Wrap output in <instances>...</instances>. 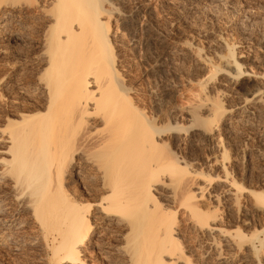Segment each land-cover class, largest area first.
<instances>
[{"label":"bare ground","instance_id":"6f19581e","mask_svg":"<svg viewBox=\"0 0 264 264\" xmlns=\"http://www.w3.org/2000/svg\"><path fill=\"white\" fill-rule=\"evenodd\" d=\"M208 1L214 6L226 4L231 15L241 7L236 0ZM111 4L0 0V42L6 37L26 43L30 36L25 19L33 14L44 25L39 39L35 37L42 73L34 88L21 86L20 91L34 98L11 102L7 93L8 101L0 102V239L5 245L17 244L14 232L35 227L38 234L29 244L37 246L49 264H89L88 253L96 251L106 264H192L180 237L187 223L203 241L209 264H264V228L247 238L238 229L228 230L223 221L224 209L241 212L245 224L264 218V189L244 187L229 177L227 147L220 134L263 123L264 41L247 52L238 51L241 43L230 44L221 37L210 53L192 50L187 42L180 45V51L192 53L200 78L201 90L199 85L196 88L200 93L189 98L206 116L197 117L198 127L186 131L214 148L210 166L216 177L187 172L188 165L181 174L180 160L174 167L162 152L166 129L149 121L122 82L113 46L118 39L111 31ZM19 77L17 73L3 77L0 84L8 92ZM258 160L264 167V152ZM71 178L78 186L75 190L68 184ZM5 197L28 223L3 217ZM104 231L112 233L114 241L105 239Z\"/></svg>","mask_w":264,"mask_h":264},{"label":"rangeland","instance_id":"374dc122","mask_svg":"<svg viewBox=\"0 0 264 264\" xmlns=\"http://www.w3.org/2000/svg\"><path fill=\"white\" fill-rule=\"evenodd\" d=\"M107 1H109V3H112L111 9L112 12L114 11L112 13L113 16L110 20V24L112 33L114 35L116 34L115 39H118L115 40L117 43L115 41L113 42V46L115 48L114 53L117 56V68L119 73L121 74L122 82L124 86L127 87V90L129 91L131 97L134 98L133 102H136L135 104L140 107L139 109H141L145 114L147 113L149 121L153 120L152 122L154 126L158 124L156 128L162 126L159 129H166L165 133L163 132V140L165 139L164 141L166 143L163 145H165L166 147L162 146L164 147L162 152L165 155L168 153L169 154L168 156L164 155V157L170 160V164H173L172 166L174 167H177V165L175 166V163L179 159V166H181L179 168L182 169L181 174H184L183 169L185 168H183V166L185 167L188 165L187 172L194 170L204 175L216 177L215 172L212 171L210 166L212 165L211 158L214 153V148L211 144L206 141L204 142L203 140L201 141L196 136L190 137V132L186 131L187 129L190 130V128H194V126L198 127V123H195V119L197 117L205 118L206 116H202L200 110L196 108L197 106L195 107V105H197L195 103L197 102H193V99H195V94L197 95L198 93H200V91L198 92V88L200 87L201 90V86L199 83L200 78H198V73L196 72L197 67L194 61V57L190 51L187 52L184 49L180 51V45L182 44V42H187L191 45H189V47L192 50L196 48L200 50L202 49V54L210 53L213 49L216 48V38L221 37L223 40H226V42H232L230 44H235V42L236 44L238 42L241 43V45L238 44V51L241 50V52H247L252 47H256L257 44L260 43V41H264V0H236V2H239L240 6L242 7V10L240 7L237 15L234 13L233 15H231V12L230 10H228L226 4V7L215 5L217 6V8L215 9V6L208 3V0ZM225 1L229 2V0ZM220 7L221 9H219ZM45 8L49 9L50 7L48 5L45 6ZM241 14L243 15V17ZM244 14L245 17L247 19L249 18L250 20H247L244 17ZM33 15L35 16L36 14ZM33 15L30 16V19L29 17L25 19V27L27 29L26 34L29 33L28 36H30V41H26L27 44L25 42H15V39L14 41L12 38L6 37L0 42V80L3 77H14L16 73L20 76L19 81L16 83L18 85L13 83V86L11 85V89H9L8 92L6 91L4 84H0V102L8 101L6 96L7 93L9 95V99L13 100L11 102H15L17 100H19V102H30V100L34 98L32 96L28 98V96L26 97L25 95H23V93H21L23 90L21 89V86L28 89L34 88V81L36 80V77L40 75V73H42L40 63L38 62V40L35 37H38L39 39L40 32L42 31V27L44 25L43 20L39 15H36L35 17ZM247 15L249 17H247ZM215 16L218 19H216ZM39 18L42 21H40ZM238 18H240V21ZM251 19H253L255 23H252ZM259 21H262L263 24L262 22L259 23ZM41 24L42 27H40ZM256 24H258L259 26ZM244 27L245 29H243ZM261 31H263L262 34L260 33ZM118 37L121 38L122 41ZM243 37H245V40ZM196 78H198L199 80ZM189 97L194 98L192 99ZM185 109H187L188 112H186L187 110ZM189 110L192 111L189 112ZM182 112L185 113V115ZM197 112L199 114H197ZM186 113L189 114V116L192 115V117L195 118L193 119L190 116L191 118L188 117L187 119ZM194 114H196L197 116H195ZM154 122L156 123L154 124ZM261 122L264 123V117L262 118ZM168 124L171 126V129ZM252 125L253 124H250V126L240 125L242 127L239 126L235 133L230 134L228 132L222 131L220 134H222L221 137L224 138L223 140L226 144L225 149L227 147L228 150H226L225 162L229 177L231 176L232 179L234 178L235 181L237 180V183L244 185V187L254 186L253 188L256 191L261 192L264 189V167H262L258 159L259 154L264 152V125H259V128L258 125ZM167 126H169V129H167ZM175 127L177 128L173 130V128ZM169 157L171 159H169ZM174 158H176L175 161ZM208 158L210 160H208ZM182 159L184 161H182ZM176 172L180 173V170ZM211 172H213L214 174ZM71 180L72 178L70 179V181ZM70 181H68L69 186L71 187L73 185L71 187V190L77 189L78 186L76 182H73V180L72 182ZM208 189L210 190V188ZM2 200H4L6 203V210L3 214V217H19L21 218V221L28 223V219L26 220L25 217L21 216L22 213L17 208V206L11 204L9 197H5ZM206 201H203V203H207ZM222 208L223 206L221 205L220 210ZM224 210L219 212L222 214V212L224 211L222 217L224 218L226 216L223 221L225 220V224L228 225V230H230V228L231 230L238 229L243 235L248 238L252 232V234H254L255 232L261 231L262 228H264L263 217H261L260 219L257 217L252 218L250 220L251 222L249 221V223L247 222V224H245L244 215L241 212L237 213L236 215L235 213L227 211L226 209ZM230 214L234 215L230 216ZM185 224L187 223H183L182 225L183 230L181 229L182 232L180 237L186 245L187 252L189 251L188 254L191 257L192 264H209V258L206 259V257L203 256L205 252V249L203 250V248H205L203 245V241L200 240L201 238H199L198 234L195 231L191 230V226L189 224ZM35 229V227L31 228L29 226H25L23 229L14 232L13 237H15L16 239L13 238V241H17V244L5 245L3 243L4 240L0 239V264H49L42 259V257H45L44 254H42L43 252H41L37 246H31V244H29V242L31 241L30 238L35 237L38 234L36 233L37 229ZM108 232L104 231L102 233V236H104V238L107 240L109 238L110 242L114 241L113 234ZM105 234L108 235L105 236ZM20 236L22 239L20 238ZM235 253L240 255V252L238 250H235ZM88 256L89 264H106L101 257V254L97 251L93 253L89 252Z\"/></svg>","mask_w":264,"mask_h":264}]
</instances>
